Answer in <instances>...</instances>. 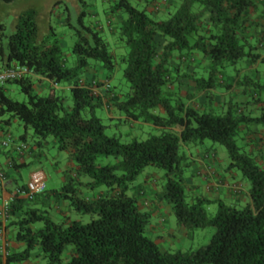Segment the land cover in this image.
<instances>
[{"label":"trees","instance_id":"1","mask_svg":"<svg viewBox=\"0 0 264 264\" xmlns=\"http://www.w3.org/2000/svg\"><path fill=\"white\" fill-rule=\"evenodd\" d=\"M106 1L107 14L119 17L110 33L126 52L113 51L106 29L87 11L88 0L66 7L64 25L75 38L70 51L61 45L57 22L43 33L36 10L21 14L7 43L0 41L1 68L33 71L0 85V122L10 124L2 119L10 114L33 129V144L26 134L15 141L29 145L18 157L49 143L70 151L74 167L64 185L42 193L88 215L57 222L48 208L32 205L37 194H15L6 215L25 247L5 261L0 250V264L23 262L37 247L49 264H264V0H177L164 19L132 0ZM101 68L105 81L97 78ZM36 77L53 82L49 93L36 90ZM9 84H18L27 99L13 98ZM60 85L70 86L72 104L56 91ZM202 92L204 103L196 102ZM99 110L111 122L146 124L158 133L126 141L109 136ZM206 140L226 147L227 170H239L249 182L247 202L187 200L188 149ZM0 154L13 170L26 165L16 164L14 147ZM109 156L115 161L103 164ZM148 166L163 170L157 197L172 206L178 226L214 227L207 244L162 250L148 233L152 213L128 192ZM1 190L0 184V197ZM85 190L98 195L87 198ZM212 202L218 211L209 216ZM68 246L71 257L64 260Z\"/></svg>","mask_w":264,"mask_h":264},{"label":"crops","instance_id":"2","mask_svg":"<svg viewBox=\"0 0 264 264\" xmlns=\"http://www.w3.org/2000/svg\"><path fill=\"white\" fill-rule=\"evenodd\" d=\"M135 4H137L140 7H145L148 11L151 13H154L158 18L164 19L168 17L169 13L174 9L177 0H132ZM90 6L88 8V13L91 16V19L95 22L103 26L107 34L109 33L112 38H115L114 35H112V30L115 29L114 27L118 25L119 23V17L118 16H110L107 14V8L108 3L106 0H88ZM78 9V8H77ZM64 17L65 13L58 17L57 19V27L58 28H65L64 25ZM264 23V22H263ZM253 33H255V30H251ZM111 32V33H110ZM58 36L61 38V45L63 47H69L68 42L65 40L64 32H58ZM115 40V39H114ZM116 48H122L120 44H118L116 41ZM113 51H116L114 49ZM123 48L122 51L123 52ZM200 58V57H199ZM200 61V59H198ZM187 65V64H186ZM186 67V66H185ZM100 68V67H97ZM92 71H90L89 76H91ZM107 75L105 71L101 68L97 72V78L99 81H105L107 78ZM46 82H50V86L53 84V82L43 78V77H36L35 85L34 87L36 90L41 92L44 87L46 86ZM112 83H117L118 81L116 79H112ZM182 82H186V80H182ZM185 86V85H184ZM183 86V87H184ZM62 90L66 91L69 90V85H63L58 86ZM227 93H224L226 96ZM224 96L222 94V98L220 100H223ZM240 100H245L242 97H239ZM199 101V103H204L205 101V93H199L196 102ZM255 112V110H253ZM114 118H120V116H116ZM178 130V129H177ZM263 136L262 133L256 134L257 139H261ZM44 147L39 148L35 146L31 151L26 153L23 157H18L16 164H28L31 161V157H39L42 154V150ZM54 148H57V146H54ZM189 150V153L192 158V165L190 168V171L187 175V184L189 186L190 191L197 192L196 194L200 193L201 187H204L206 190L215 193L218 196L217 200H220L221 198L219 195H223L227 197L229 203H232L234 201H240V202H247L249 199V196L247 195L248 187L247 185L238 179V173L236 174L233 172V181L229 180L224 174L222 168L219 166L220 161L218 159L217 153L212 157V155L209 152H203L201 150V146L195 147L193 150ZM69 162H70V168L74 167L73 162L70 158V151L66 150ZM2 156V155H1ZM3 160H0L2 163L3 170L5 171L7 175V179L4 185L2 186V194L0 197V250L3 254L4 261L6 260V257L8 254L13 252H18L24 249L25 243L20 242L15 237V228L10 225V220L7 218L6 212H5V203L6 201L10 200L15 192L16 189L19 187L20 183L16 180L17 173H20V169H12L9 165V160L3 155ZM228 162V161H227ZM226 162V164H228ZM24 165V166H26ZM23 166V167H24ZM22 167V168H23ZM231 172V171H230ZM63 176L62 182L65 183L66 181V173ZM34 175H40L43 177L44 181L46 179V173L43 169H39L37 171H34L30 174L29 180ZM231 176V175H230ZM149 177H153L154 184L157 183V179L159 178L158 173L153 171L152 173H149L145 175V182L149 183ZM27 184V183H26ZM131 189L135 190L137 195L141 196V201L139 202L141 209L149 211L153 215H156L157 217H160V219H157L155 222H151L148 233L155 238V242L161 246L162 243L165 241V239H171L173 228L171 227V220L170 217L165 216L164 214H168L170 216V212L172 213L173 208L169 207L165 201H161L157 197V188L151 190L147 189L146 186L142 184H132ZM47 191H52L54 189L59 188H51L48 189L46 186ZM130 189V190H131ZM102 190V188H101ZM49 192L37 194L35 196V200L32 203L35 207L38 209H46V208H52L53 206L56 207L59 214L63 215V218L69 216L70 219H88V215H81L76 210L72 209L71 206L68 205V210L63 209L64 202L60 201L58 202L57 199L53 195H49ZM82 195L86 196L87 198H94L98 195V191H95L92 193L91 191L85 190ZM163 209H167L166 212L163 211ZM70 215H69V214ZM158 213V214H157ZM160 215V216H158ZM163 229L166 230L167 237L160 236L159 232L163 231ZM179 231V240H184L185 235L187 234L186 229L183 227L178 226ZM155 235V236H154ZM161 248V247H160ZM162 249V248H161ZM164 250V249H162ZM71 251L72 247L68 246L65 251L63 252V258L64 260H68L71 257ZM5 264H7L5 262ZM8 264H49L47 261V258L45 254L40 253L39 247H37L31 254L30 258L18 263H8Z\"/></svg>","mask_w":264,"mask_h":264},{"label":"rangeland","instance_id":"3","mask_svg":"<svg viewBox=\"0 0 264 264\" xmlns=\"http://www.w3.org/2000/svg\"><path fill=\"white\" fill-rule=\"evenodd\" d=\"M135 4V3H134ZM78 5L77 0H14L10 3L2 2L0 1V41L3 40L5 43H7L8 37L10 34H12L16 28L17 23L19 21V18L21 14L27 12L36 10L39 13L38 21L42 23V31L44 34H47L49 29V23L52 22L53 25L57 22V19L62 14L66 13V7H69L70 9L76 8ZM58 32H64L65 40L68 42L69 47L66 51H70L71 47L75 41V38L73 36L72 31H70L67 28H58ZM107 38L110 40L111 48L114 50L116 49V52H121L122 48H116V43L114 38L110 36V34H107ZM124 52H126V49L124 48ZM261 70H264V65L261 66ZM46 86L44 89L40 92L42 94H47L51 90L50 82H46ZM63 86V85H60ZM9 87L11 88L12 92L11 95L13 98L19 101H24L27 99V96L24 92L21 91L20 86L18 84H9ZM56 91L59 93H63V95L66 97V100L68 104H72L73 100L71 97V94L69 90L62 91L60 87L56 88ZM99 114L103 115L104 122L109 125L107 127L106 134L109 136H119L122 138L123 141L130 140L132 137H136L138 139H146L150 134L152 133H158V130L150 125H136L131 126L128 123L121 122L119 120L111 122L108 118H105L104 111L99 110ZM2 119H10V124H6L5 122H0V124H3V128H1L0 125V137H4L7 134H12L13 137L19 141L20 135L26 134V139L30 144H33V135L34 131L31 127L26 128L24 124L15 116H12L10 114H6L2 117ZM53 141V140H52ZM201 146V150L203 152H209L212 157L217 153L220 167L223 170V174L229 178V180L233 181L235 177H233V172L236 174L238 173V179L243 181L247 186H249V182L242 180L241 172L235 171V170H227L226 162L228 161V152L224 145L220 143H214L211 140H206ZM195 148V147H194ZM193 148V149H194ZM190 149V150H193ZM3 155L0 154V160H3ZM115 158L113 156L109 157H102L103 164L114 162ZM2 163V162H1ZM228 163V162H227ZM39 169H43L46 173V179H45V185L48 189L51 188H60L64 185L62 182L63 176L65 175L66 171L70 169V162L66 151L59 150L58 148H54L52 143H49L48 145H45V147L42 150V154L39 157H31V161L20 169V173H17V178L21 184L28 183L30 174L34 171H37ZM155 171L158 173L159 178L157 179V183L154 184L153 177H149V183L147 181L145 182V175L152 173ZM231 171V172H230ZM163 170L154 168L152 166L146 167L143 172L138 176L134 184H142L147 187V189H155L157 188V191L161 189V183L163 181ZM188 175V174H187ZM231 175V176H230ZM62 178V180H61ZM82 179L86 180L87 177H82ZM103 188H106V186H102ZM102 188V189H103ZM131 189V188H130ZM191 188L188 189L189 193H187V200L192 201L194 198L200 196L209 198L212 200L217 201L218 196L215 194L217 191L211 192L206 190L204 187H201L200 193L196 194L197 192H191ZM92 193L94 191L90 190ZM130 195L135 196L138 199V202L141 201V196L137 195L135 190L133 188L128 191ZM195 196V197H194ZM194 197V198H193ZM221 200H223L226 203H229L227 197L223 195H219ZM217 198V199H216ZM64 205L62 206L64 210H68V201H63ZM167 203V202H166ZM169 207H172L170 204L167 203ZM218 202H212L207 204V211L209 216H214L218 211ZM50 211V214L52 218L59 222L62 220L63 215L59 214L56 207L53 206L52 208H48ZM167 210V209H166ZM165 209H163L164 212H166ZM167 213V212H166ZM164 214L165 216L170 217L171 220V227L174 229L172 232L171 239H165V241L160 246L164 250H178V249H189V248H199L205 244H207L214 232L215 229L212 226H208L205 228H197L193 231L186 229L187 234L185 235V239L179 240V231H178V224L176 221V217L174 214V211L172 213L169 212L168 214ZM69 214V213H68ZM158 214V213H157ZM70 215V214H69ZM160 216V215H158ZM157 219H160V217H157L156 215H153L151 218V222H155ZM88 219H85V221ZM166 230L163 229V231L159 232L160 236H164L166 238ZM155 236V235H154ZM155 240V238H154Z\"/></svg>","mask_w":264,"mask_h":264},{"label":"built area","instance_id":"4","mask_svg":"<svg viewBox=\"0 0 264 264\" xmlns=\"http://www.w3.org/2000/svg\"><path fill=\"white\" fill-rule=\"evenodd\" d=\"M32 73L33 71L25 65H16L7 68L0 67V85H4L9 81L21 79L26 75ZM15 141L16 139L11 134H7L4 137H0V152L2 150H8L14 147V153L18 157V155L23 154L29 148V145L26 142L20 141L16 143ZM6 179L7 177L0 161V184L4 185ZM45 189H46V185L43 177H41L40 175H34L28 181L27 188L25 190H21L20 188H17L15 194H20L23 197H28L29 199H32L36 194L44 192ZM11 199L6 201L5 203V212L8 208Z\"/></svg>","mask_w":264,"mask_h":264}]
</instances>
